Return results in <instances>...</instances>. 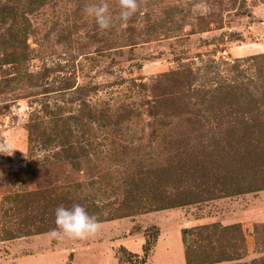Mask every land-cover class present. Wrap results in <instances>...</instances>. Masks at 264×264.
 <instances>
[{
  "label": "rangeland",
  "instance_id": "374dc122",
  "mask_svg": "<svg viewBox=\"0 0 264 264\" xmlns=\"http://www.w3.org/2000/svg\"><path fill=\"white\" fill-rule=\"evenodd\" d=\"M100 2L0 0V264H264V0Z\"/></svg>",
  "mask_w": 264,
  "mask_h": 264
},
{
  "label": "clouds",
  "instance_id": "9594fccd",
  "mask_svg": "<svg viewBox=\"0 0 264 264\" xmlns=\"http://www.w3.org/2000/svg\"><path fill=\"white\" fill-rule=\"evenodd\" d=\"M119 20L126 24L138 10V0H119ZM85 13L94 19V22L101 30H107L113 25V16L109 10L106 0L94 3L84 9ZM0 152L8 153L5 146H0ZM12 152L8 155H11ZM55 225L50 231L54 239L64 237L72 239H86L94 236L99 230V222L94 215H90L80 204H73L67 208L63 205L55 209Z\"/></svg>",
  "mask_w": 264,
  "mask_h": 264
}]
</instances>
